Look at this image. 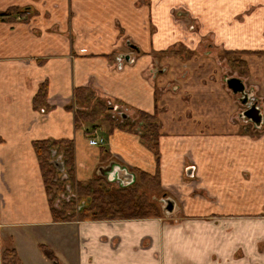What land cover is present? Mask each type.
Segmentation results:
<instances>
[{"label":"crops","instance_id":"0c3cea01","mask_svg":"<svg viewBox=\"0 0 264 264\" xmlns=\"http://www.w3.org/2000/svg\"><path fill=\"white\" fill-rule=\"evenodd\" d=\"M175 18L191 20L176 26ZM193 25L196 35L185 33ZM185 35L196 42L211 40L229 52H264V0H0V264H13L14 257L21 264H264V219H230L262 217V212L218 209L221 198L206 201L179 192L193 182L187 172L194 167L200 182L232 195L235 171L218 158L235 150L212 144L214 140L203 143L200 137L183 136L181 143L182 138L166 135L160 181L174 193L171 215L53 221L34 142L74 140L80 182L114 165L156 174V157L136 133L110 132L109 127L106 144L90 146L84 126L76 129L74 113L67 108L75 90L91 89L96 77L108 99L154 113L153 56ZM128 42L140 52H124ZM125 55L130 62L120 60ZM44 84L47 107L36 110L33 101ZM104 131L99 127L90 137L97 139ZM249 147L244 152L255 151ZM192 153L213 155L198 167L191 159L184 165V156ZM212 158L220 163L213 165Z\"/></svg>","mask_w":264,"mask_h":264},{"label":"rangeland","instance_id":"374dc122","mask_svg":"<svg viewBox=\"0 0 264 264\" xmlns=\"http://www.w3.org/2000/svg\"><path fill=\"white\" fill-rule=\"evenodd\" d=\"M141 3H144V1H141L140 4ZM181 9L183 10L180 11L181 13L186 10L184 7ZM174 16H176V12L173 13V17ZM184 20L187 19L175 18L173 22H176L175 25H188L186 23L183 24ZM192 24L195 23L192 22ZM193 26V32L186 29L185 33L188 32L193 34V36L196 35V26ZM153 28L154 25L151 28V32L154 33ZM167 29L170 32L172 30V28L168 26ZM212 43L211 40L196 42L194 37L185 35L182 41L174 42L172 48L166 51H158V53H155L153 56L152 74L150 77L152 76L154 79L152 82L153 85L156 83L158 103L156 111L158 115L157 124L159 126L157 131L159 130L161 133L157 136L160 155L152 151L154 156L156 155V173L163 161L164 152H161V149L164 148L166 135L172 134L173 139L182 138V140H179L181 143L184 139L183 136H186V139L200 137L202 142L207 144L211 143L209 140H214L212 144L221 145L223 149L227 145H232V149H234L235 152L231 154L227 152L223 153L221 154L222 157L218 158V160H222L221 163L230 165L231 171H235L236 182L231 191L232 195L227 194V191H219L218 187L203 183V180V182H200L201 179L198 178L197 172L195 177L194 175L189 177L193 178V180L190 179L193 182L184 184V186L181 187L182 189L178 190L179 192L190 194L191 196L193 195L195 198L201 200L206 199V201H213L214 199L221 198V201H217L221 206H215L218 209H233L236 211L238 209L240 212H252L253 215H257L260 212L264 214V118L263 123L257 125L244 116V113L248 109L252 106H256L260 108L262 116L264 117V52L230 54L229 51H225L221 46L218 47ZM124 52L132 53L133 50L126 46ZM135 56L137 57L138 54H135ZM113 59L114 58H112L111 62L116 63V59ZM244 61L248 64L246 71L240 64ZM229 79L242 80L244 83L242 94H233L232 90L227 86V80ZM96 82L97 79L95 77L92 84L94 85L92 87L93 89L84 88L87 90L89 89V91L93 93L90 92V104L80 102L79 107L73 104L75 109L72 110L74 117H76V110L79 111L80 108L88 113L92 112L93 109L95 110L90 117L92 118V122H89L90 119L85 120L83 117L79 120L82 124L81 128L84 126L82 129L86 131L88 139L90 138L88 140L90 146H94L91 144L90 140L95 139H92L87 133L104 126L106 131L103 133L101 132L95 137H101L103 140H106L108 137L107 128L110 127L111 121L115 124L121 122L123 120L121 114L123 113L128 115L130 121L136 122V134L141 140V132L147 131L148 134L151 132L150 128H146V122L143 123L138 110L120 101L116 102L113 99H108L106 93L96 85ZM171 82L173 84H171ZM157 86H161V89H157ZM176 87L179 89L178 95L173 96V93L176 94L175 92H177ZM99 104H101V106ZM155 112L151 114L154 115ZM148 123L152 125L151 122ZM234 132L237 134L235 138L227 137L230 135L229 133L234 134ZM211 135H218L216 136L218 139ZM99 140L100 139L97 141ZM166 143H168V140H166ZM105 144L106 142L104 141L100 145ZM175 144L176 141L174 145ZM251 145L255 151L251 153L244 152L250 150L249 146ZM178 152V150L175 151V155H177ZM212 155L213 153L186 154L184 156V160L186 161L184 165H190V159L195 164H198L203 162L202 159L204 157H212ZM254 156L255 158H251ZM60 158L61 157H58L57 160L59 161ZM107 158L110 159V156L108 155ZM218 160L212 158L213 165L215 163L216 165L217 163L219 164L220 162ZM198 166L199 165H197V167ZM108 169L110 168L106 170ZM204 172V175H206L207 172L205 170ZM184 173L182 169L181 177L185 176ZM101 174L102 173L99 171L93 172L91 179L96 177L100 178ZM64 176H66V178H64ZM55 177L56 180L59 178L60 182H63V190L59 191L58 189H54L51 191V194L47 195L49 201H51L52 208H63L65 202L75 200L76 208L80 209L79 204L81 201L77 196L78 191L76 190L75 184L70 181L68 168L62 172L57 171ZM74 177L75 183L80 182L76 178V174ZM185 180L190 181L187 177ZM81 182L85 184L88 181ZM107 182L109 183V181ZM109 185L110 188L112 187L114 189L123 188L121 185L114 182L109 183ZM137 185H139L138 188H136ZM129 187L133 189L132 192H138L139 195L145 194L148 200L155 201L162 211L166 206L164 204L165 201L161 200L163 195L165 194L169 197L174 195L171 190L164 189L162 186L159 190L145 186L141 183L140 176L138 175L137 184H133ZM174 192H177V190H174ZM224 197L228 199H222ZM129 200L131 201L132 199L129 198ZM83 203L84 202L81 204ZM162 203L164 206H162ZM135 204V200L131 201L132 207H134ZM163 214V217L166 216L164 211ZM224 218L220 217L219 219ZM230 219L258 220L264 219V216L230 217ZM82 221L83 220L79 218V216L75 219V222Z\"/></svg>","mask_w":264,"mask_h":264},{"label":"trees","instance_id":"16d2710c","mask_svg":"<svg viewBox=\"0 0 264 264\" xmlns=\"http://www.w3.org/2000/svg\"><path fill=\"white\" fill-rule=\"evenodd\" d=\"M10 15L9 13L5 16ZM230 54H246L247 52H229ZM241 66L245 69L248 66L247 62H241ZM87 91V92H86ZM90 92L89 89L77 88L74 92L73 103L68 106V110L75 109L74 106L79 107V103L90 104ZM92 93V92H91ZM93 94V93H92ZM74 104V106H73ZM101 106V104H99ZM33 106L36 110H39L43 107H47V85L44 84L40 88L37 96L33 101ZM75 117V127L76 129L81 128L80 119L83 117L85 120L92 122L90 118L95 110L88 113L84 110H76ZM139 116L143 120V123L146 122V128H150L151 132L148 134L147 131L141 132V138L148 146V148L153 151L155 154L160 155L158 151V140L157 136L160 135V131L157 121V111L154 115L148 114L143 111H138ZM148 122H151L149 124ZM144 126V128H145ZM120 129L126 132L137 133L136 122L130 121L129 118L122 120L119 123H114L111 121L110 132L114 129ZM98 128L94 129L92 132L87 133L89 136L97 134ZM104 142V140H103ZM36 157L40 166V171L42 174L44 186L47 195L51 194V191L58 189L59 191L63 190V182H60V179L55 177L57 171L62 172L66 168L69 170L70 181L75 184L76 190L78 191L77 196L80 199L81 203L80 209L76 208V201L70 200L65 202L63 208H52L51 201H49L52 218L55 223H68L73 222L79 216L83 221H113V220H126V219H153L161 218L163 213L161 212L159 206L155 201H150L148 198L143 195H139L138 192H132L133 189L130 187L114 189L110 188L109 183L107 182L106 169H102L100 172L101 177H96L85 184L82 182L75 183L74 176L76 174V148L74 140L70 139H47L36 141L33 144ZM54 153H56L54 155ZM61 157L58 161L57 158ZM156 157V155H155ZM160 168V167H159ZM155 175H150L146 172L136 170L135 172H130L135 175L140 176L141 183L145 186H149L152 189L159 190L161 189L160 181V171ZM66 180V179H65ZM62 181V179H61ZM140 182V181H139ZM135 184H137V179ZM139 185L136 186L138 188ZM73 187V186H72ZM131 198L135 200L136 204L134 207L131 205ZM54 200V199H53ZM52 200V201H53ZM45 254L51 260H55L53 253L46 247H42ZM7 254V253H6ZM3 260L11 263L7 255H3ZM13 264H21L18 260L11 258Z\"/></svg>","mask_w":264,"mask_h":264},{"label":"water","instance_id":"95a60500","mask_svg":"<svg viewBox=\"0 0 264 264\" xmlns=\"http://www.w3.org/2000/svg\"><path fill=\"white\" fill-rule=\"evenodd\" d=\"M127 46L131 49L136 51L137 53L140 52L139 48L136 47L135 45L131 44L130 42L127 43ZM131 56L130 55H125V56H121L120 60H123L125 62H130L131 60ZM227 86L230 90H232L233 94L237 95V94H242L243 90H244V83L242 82L241 79H229L227 80ZM244 116L248 117L249 120L253 121L254 123H256L257 125H261L263 123V116L261 113L260 108L256 107V106H252L250 109H248ZM121 117L123 120H126L128 118V115L126 114H121ZM56 153H54L55 155ZM113 167H116L118 170L121 171V174H111L112 172H110L109 170H112ZM194 167L189 168L188 170V176L192 177L194 175ZM128 170L125 167H120V166H111L110 169L106 170V176L108 178L109 182H118L120 180H122L121 186L122 187H126L129 185H132L136 182V177L133 173L127 172ZM125 178H129L131 180H126ZM166 201V206L163 208L164 213L166 214V216L171 215L172 213H174L175 210V203L170 200H165Z\"/></svg>","mask_w":264,"mask_h":264},{"label":"flooded vegetation","instance_id":"af4514ba","mask_svg":"<svg viewBox=\"0 0 264 264\" xmlns=\"http://www.w3.org/2000/svg\"><path fill=\"white\" fill-rule=\"evenodd\" d=\"M194 28V27H193ZM192 30H194V29H190V31L192 32ZM245 114V113H244ZM245 118H248V117H246L245 116ZM140 128V127H139ZM110 172H112L111 174H121V171L120 170H118L117 168H115V167H113V169L112 170H109ZM126 180H131V179H129V178H125ZM108 181V180H107ZM118 183H119V185H121V184H123L122 183V180H120V181H118ZM161 200H163V201H165V200H170V197L169 196H167V195H163V197H162V199ZM171 201V200H170ZM172 202V201H171ZM164 204L166 205V201L164 202ZM164 204L162 203V206H164ZM161 210V212L163 213V211H162V209H160ZM164 215V214H163ZM163 215H162V217H163ZM161 217V218H162Z\"/></svg>","mask_w":264,"mask_h":264},{"label":"built area","instance_id":"2783aa9c","mask_svg":"<svg viewBox=\"0 0 264 264\" xmlns=\"http://www.w3.org/2000/svg\"><path fill=\"white\" fill-rule=\"evenodd\" d=\"M97 140L96 139L95 140H90L91 144L94 145V146H99L103 142V139H100L99 141H97ZM64 178H66V176H64Z\"/></svg>","mask_w":264,"mask_h":264}]
</instances>
